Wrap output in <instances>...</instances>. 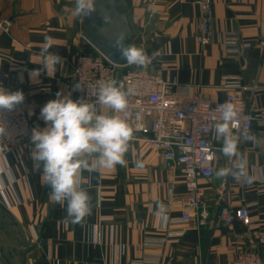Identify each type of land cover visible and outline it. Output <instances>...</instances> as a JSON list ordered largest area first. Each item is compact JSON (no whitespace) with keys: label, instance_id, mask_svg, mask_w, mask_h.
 Listing matches in <instances>:
<instances>
[{"label":"crops","instance_id":"0c3cea01","mask_svg":"<svg viewBox=\"0 0 264 264\" xmlns=\"http://www.w3.org/2000/svg\"><path fill=\"white\" fill-rule=\"evenodd\" d=\"M119 1L136 35L134 45L150 57L155 54L151 70L164 69L163 80L176 83V98L198 94L223 102L228 94L225 83L239 80L247 89L246 99L264 114V48L259 45L264 42V0H214V36L207 46L196 40L198 0ZM73 9L71 0H0V87L24 93L21 105L35 127H46L40 110L47 101L57 92L69 94L71 61L88 45L84 18L76 17ZM45 37L50 38L49 51L63 61L50 64L49 75L40 64ZM231 46L239 52L232 53ZM34 69H40L35 80L29 77ZM250 132L258 143L242 141L238 150L254 177L252 183L215 174L201 179L206 224L170 226L185 230V235L166 247L163 264H232L250 240L257 242L264 258V126L254 124ZM215 146L216 171L231 167L233 162L220 152L222 142ZM32 147L30 140L15 148L0 141V214L23 234L29 264H128L156 253L141 247L147 239L163 237L164 225L182 215L183 175L147 141L134 139L125 154L126 166L82 173L91 213L80 223L66 222L65 206L50 199V187L41 182L42 168H34ZM137 161L143 166L137 167ZM224 179L228 184L222 192ZM158 204L167 209L166 221L154 214ZM223 206L231 211L250 206L256 225L247 229L241 222L226 224L219 217Z\"/></svg>","mask_w":264,"mask_h":264},{"label":"built area","instance_id":"2783aa9c","mask_svg":"<svg viewBox=\"0 0 264 264\" xmlns=\"http://www.w3.org/2000/svg\"><path fill=\"white\" fill-rule=\"evenodd\" d=\"M71 2L74 3V0ZM197 5L200 20L196 40L199 45L207 46L214 36V0H198ZM259 45L264 48V42ZM243 46L246 49L251 47L250 44ZM230 50L232 53L239 52L237 46H231ZM71 70L68 89L74 100L84 97L95 103L96 89L101 81L115 80L118 84L122 83L125 89L132 88L134 94L129 97L126 119L134 129H138L134 132V139L147 141L162 155L166 164L179 170L184 177L186 196L179 203L181 217L164 225L166 234L163 237L147 239L141 247L142 250L153 248L156 253L145 254L128 263L163 264L166 247L177 244L185 235V230H174L170 226L194 225L201 228L208 219L201 205L199 181L213 177L217 169L219 155L215 142L218 140L214 138L212 126L218 119L221 107L230 102L239 110L240 116L234 122V131L243 128L251 131L254 124L264 126V114H258L253 102L246 99L247 89L239 80H228L224 85L228 90L225 100L212 102L198 94L188 100L176 98L173 93L176 83L165 82L164 69L151 70V63L146 67H120L110 63L96 51L95 54L80 52L71 61ZM78 82L85 85L83 90H74L73 86ZM255 89L256 87L252 88ZM104 109L106 108L97 104L98 112ZM117 115L124 117V113ZM3 119L8 133L6 139L2 140L4 144L15 148L30 140L31 132L36 127L21 104L13 111H4ZM227 184L228 180L224 179L221 184L222 192ZM261 187H264V182ZM219 217L226 224L241 222L247 229L256 225L251 217L250 206L235 211L223 206ZM232 264H264L257 242L250 240L248 248Z\"/></svg>","mask_w":264,"mask_h":264},{"label":"clouds","instance_id":"9594fccd","mask_svg":"<svg viewBox=\"0 0 264 264\" xmlns=\"http://www.w3.org/2000/svg\"><path fill=\"white\" fill-rule=\"evenodd\" d=\"M96 11V0H74L73 13L76 17H89ZM104 24L111 23V16L101 14ZM126 33L118 34L113 46L126 60L128 65L146 67L153 56H149L142 47L126 44ZM49 37H45L46 47L41 50L44 58L40 63L49 75V66L63 63L62 58L49 51ZM40 75V69L29 72V77L35 80ZM85 85L76 83L74 90H83ZM88 92V89H87ZM134 94L132 88L115 80L99 82L96 89V102L81 97L72 99L71 93L64 95L56 93V98L47 101L40 110V118L46 127H36L32 130L30 142L31 158L34 168H42L41 182L50 187V199L65 206L66 222L80 223L91 213L90 196L84 185L83 172H98L104 168H114L117 165L126 166L125 154L129 152L134 140V129L126 119L129 108V97ZM25 100L20 90L9 91L0 87V141L8 136L4 111H13ZM97 104L108 109V112H98ZM124 113V117L117 115ZM237 107L226 102L220 110L217 121L213 124L214 138L222 142L220 152L231 160V167L219 168L217 178L231 176L237 182L251 184L254 177L249 170L238 145L251 141L258 143L257 138L247 128L234 131V122L239 119ZM137 161V167H142ZM162 221L167 220L165 205L158 204L154 213Z\"/></svg>","mask_w":264,"mask_h":264},{"label":"water","instance_id":"95a60500","mask_svg":"<svg viewBox=\"0 0 264 264\" xmlns=\"http://www.w3.org/2000/svg\"><path fill=\"white\" fill-rule=\"evenodd\" d=\"M111 16V23L104 24L101 14ZM83 37L86 42L110 63L124 67L126 60L121 58L120 51L113 46L115 37L120 33L127 34L126 44H134L136 35L131 26L128 14L119 0H96V11L84 18Z\"/></svg>","mask_w":264,"mask_h":264},{"label":"rangeland","instance_id":"374dc122","mask_svg":"<svg viewBox=\"0 0 264 264\" xmlns=\"http://www.w3.org/2000/svg\"><path fill=\"white\" fill-rule=\"evenodd\" d=\"M11 225L0 214V264H29L25 255L28 250L27 243L23 242V234Z\"/></svg>","mask_w":264,"mask_h":264},{"label":"trees","instance_id":"16d2710c","mask_svg":"<svg viewBox=\"0 0 264 264\" xmlns=\"http://www.w3.org/2000/svg\"><path fill=\"white\" fill-rule=\"evenodd\" d=\"M83 54H95V50L92 47H88L82 51Z\"/></svg>","mask_w":264,"mask_h":264}]
</instances>
